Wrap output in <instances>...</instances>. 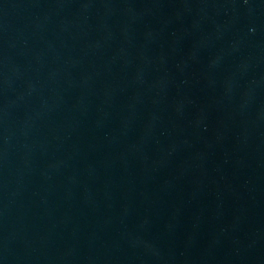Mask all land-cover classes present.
Listing matches in <instances>:
<instances>
[{"label":"water","instance_id":"1","mask_svg":"<svg viewBox=\"0 0 264 264\" xmlns=\"http://www.w3.org/2000/svg\"><path fill=\"white\" fill-rule=\"evenodd\" d=\"M0 264H264V0H0Z\"/></svg>","mask_w":264,"mask_h":264}]
</instances>
